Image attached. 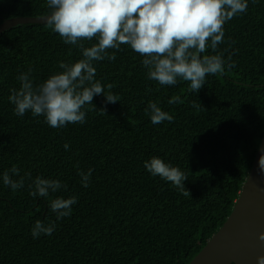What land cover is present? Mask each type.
Returning <instances> with one entry per match:
<instances>
[{"label":"trees","instance_id":"obj_1","mask_svg":"<svg viewBox=\"0 0 264 264\" xmlns=\"http://www.w3.org/2000/svg\"><path fill=\"white\" fill-rule=\"evenodd\" d=\"M50 11L47 0H0V23ZM224 31L217 51L225 59L233 53L236 67L207 75L196 93L187 81L149 80L144 57L129 45L108 49L116 59L93 61L94 79L105 93L113 84L119 101L94 96L97 110L85 105L86 122L63 128L31 112L17 116L8 97L19 89L20 73L32 68L38 85L63 71L60 61L83 58L81 50L45 23L0 32V264H187L199 252L230 214L264 132V0H248L247 12L225 22ZM174 96L182 102L169 104ZM150 102L173 121L154 125L145 112ZM154 156L187 174L190 197L148 172L144 163ZM13 165L20 169L14 180L31 173L16 191L2 180ZM77 165L93 169L88 187ZM37 176L67 188L32 197L29 185ZM69 196L77 203L57 220L50 201ZM37 220L54 222L55 231L33 238Z\"/></svg>","mask_w":264,"mask_h":264},{"label":"clouds","instance_id":"obj_2","mask_svg":"<svg viewBox=\"0 0 264 264\" xmlns=\"http://www.w3.org/2000/svg\"><path fill=\"white\" fill-rule=\"evenodd\" d=\"M253 3L256 0H252ZM51 10L44 18L45 25L57 33L66 44L77 46L82 53L81 59L74 63L59 62L63 71L50 75L36 85L31 78L32 68L17 76L19 89L10 90L8 100L14 105L17 116L31 112L33 116H43L52 128H63L68 124L86 122L85 105H92L94 96L103 95L106 103H116L119 97L110 90L113 84L105 86L95 80L96 69L93 61L105 58L116 59L115 52L122 50L121 45L143 56L142 66L146 68L149 80L162 86H172L178 80L189 82L188 91L198 92L204 85L207 75L222 74L236 67L229 53L217 51L218 44L224 40V24L235 16L246 13L248 0H47ZM95 39L96 43L85 47L83 41ZM211 48L215 54H204ZM224 51H227L225 49ZM179 96L168 100L169 104L181 103ZM107 114L105 108L98 109ZM145 112L151 122L160 124L174 117L161 110L155 102H150ZM65 150L69 145L64 144ZM261 170L264 161L259 160ZM152 176H159L170 182L182 195L189 196L184 181L186 173L179 167L165 163L161 158L152 157L144 163ZM93 169L77 172L81 176L83 187H88ZM20 169L13 165L2 176L3 184L16 191L25 185V178L31 179V173H25L19 179ZM67 185L57 179L37 176L29 185L32 197H48ZM77 203L75 196L55 198L50 208L60 220L72 213V205ZM55 223L45 225L37 220L31 229L33 238L41 234L51 235ZM264 242V231L258 234ZM257 264H264V255L257 256Z\"/></svg>","mask_w":264,"mask_h":264},{"label":"water","instance_id":"obj_3","mask_svg":"<svg viewBox=\"0 0 264 264\" xmlns=\"http://www.w3.org/2000/svg\"><path fill=\"white\" fill-rule=\"evenodd\" d=\"M16 16L0 23V32L16 24L44 23L47 16ZM264 132L238 198L222 225L187 264H257L264 255Z\"/></svg>","mask_w":264,"mask_h":264}]
</instances>
